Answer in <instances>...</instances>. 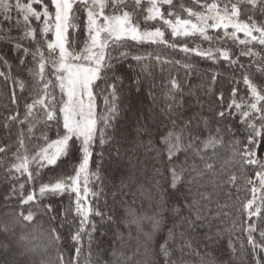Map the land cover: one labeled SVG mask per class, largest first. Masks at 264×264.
<instances>
[{"label":"snow or ice","instance_id":"obj_1","mask_svg":"<svg viewBox=\"0 0 264 264\" xmlns=\"http://www.w3.org/2000/svg\"><path fill=\"white\" fill-rule=\"evenodd\" d=\"M191 4L195 7L183 0H0V43L11 46L9 51L16 54L18 67L32 81L23 113L13 91L11 102L17 107L4 121L6 129L13 123L18 129L15 162L6 169L9 179L18 181L15 174L19 173L31 183L45 168L54 172L62 158L77 161L72 174L61 173L40 183L38 194L35 188L25 194V183L10 187L4 197L5 207H10L7 201L13 198L19 205L5 213L7 219H0V233L4 235L0 264H27L38 247L44 253L54 251V258L32 264H82L85 237L88 255L83 264H101L99 259H92L93 234L100 227L106 229L101 235L112 234L109 252L114 260L110 258L104 264H225L221 247L225 235L227 264H234L233 258L240 254L250 264H264V153L259 150L264 145V0H191ZM142 12L146 13L145 24L160 21L166 27L142 29L138 18ZM78 13L83 14L82 23L74 22L81 19ZM33 20H42V26L38 23L33 27ZM210 28L224 29L226 37L245 45L240 56L248 57L249 63L232 59L222 48L190 49L184 44L181 50L213 60L222 57L230 65H238L240 79H231L236 84L242 81L244 89L233 87L226 105L221 92L217 96L219 107L209 105L206 113L197 98L201 111L190 115L184 107V89L176 78L167 82L163 104L152 91L154 84L149 85L147 97L141 98V74L148 69L142 62L151 54H133L127 50L128 42L177 47L165 39L166 30L173 38L199 34L211 42L214 37L208 35ZM229 28L233 31L228 32ZM14 31L20 34L13 35ZM81 31L85 33L83 39ZM49 33L54 39L48 38ZM239 33L245 39H239ZM250 44L259 45L260 50L254 51ZM129 57L141 65L139 73L122 70ZM155 59L159 61L160 57ZM0 66L8 69L7 73L0 71V77L12 80L23 93L27 82L20 75L12 76L8 52L0 51ZM216 78L213 75L212 81ZM144 99L151 103L145 104ZM229 117L238 118L242 129L225 123ZM122 119L130 120L131 126L121 127ZM53 130L55 139L49 136ZM241 131L242 140L238 138ZM33 140L37 143L29 151L26 141ZM97 143L115 145L110 159L118 166L123 162L128 169L121 175V190L135 189L132 195L146 197L150 211H137L128 205L120 214L115 210L106 213L88 201L89 195L97 197L104 191L103 186L98 192L89 186L92 180L102 185L100 163L95 171L90 169ZM8 147H0V153ZM141 150L153 161L155 175L149 189H144L135 175ZM221 150L227 155L222 156ZM98 155L102 160L103 152ZM241 180L251 194L240 204L239 211L245 218L242 223L232 220L226 226L230 213L223 209L229 205L217 201L213 209L214 193L224 185L239 192ZM65 193L70 200L75 194L74 208L58 211L51 200L45 202V198ZM227 195L231 198V192ZM93 216L100 218L99 225L90 219ZM65 225L74 228L67 249L61 231ZM133 226L136 249L130 256L118 254L124 231L129 230L132 237ZM237 231L246 233V237L236 236ZM37 239L42 245L34 243Z\"/></svg>","mask_w":264,"mask_h":264},{"label":"trees","instance_id":"obj_2","mask_svg":"<svg viewBox=\"0 0 264 264\" xmlns=\"http://www.w3.org/2000/svg\"><path fill=\"white\" fill-rule=\"evenodd\" d=\"M178 2V0H177ZM183 2L188 6H193L191 4V0H183ZM211 2V0H209ZM147 4H145V8ZM165 8L167 6H164ZM146 13H139L138 18L140 21L141 28H152L155 26H163L160 21H149L145 24L143 20V16ZM78 16L81 19L74 21L75 23L83 22V14L78 13ZM183 16H186V13H182ZM259 15V13H257ZM13 16H16V12L13 11ZM2 19V17H0ZM22 19V16L20 17ZM241 19H244L242 16ZM33 25V23H32ZM229 30V29H228ZM72 31V30H70ZM18 31H14L13 35H19ZM85 33L81 31L79 36L81 39L84 38ZM208 35L213 36V41L203 40L199 34L192 37H171L170 30L165 31V39L169 41V43H175L177 47H170L168 44H151V43H141L137 44L136 42L129 41V48L127 50L131 51L133 54L139 55H148L151 54V57L148 60L142 62V64L148 65L147 71L142 73L143 79V88L144 91L140 93L141 98H145L148 95L149 85L154 84L155 88L152 89L154 95L157 97V101L160 104H163V93L167 90L166 85L167 82L171 78H176L181 87L184 89V107L188 109V114L190 115L193 112L201 111L200 105L196 103L197 98L201 100L204 104V111L207 112V108L209 105H213L219 107L217 105V96L223 92L224 94V104L226 105L229 101V97L231 95V90L233 87H237L238 89L243 90L244 84L241 81L239 84L233 83L232 77H236L237 80L240 79V70L238 65H230L228 61H225L222 57L218 59H208L206 57H201L196 55L194 52L185 53L181 50V46L187 44V46L191 48H196L199 46L201 50H207L212 48L215 50L216 48L227 49L230 53L232 59L239 58L242 63H249V58L245 56H240V51L245 48V45L239 44L238 40H234L231 37H226L224 35V29H208ZM242 36V34H239ZM40 38L39 36L37 37ZM245 39V38H244ZM27 46V41H24ZM248 47H253L254 51H259V45H248ZM11 48L10 45L5 43H0V51L8 52V58L12 63L11 74L13 77L20 75L21 78L25 79L27 82L26 90L21 93L18 85H14L12 80H5L4 77H0V147L9 146L4 153H0V160L3 161V164L0 165V206L5 202L4 197L8 195L10 187L13 184L18 186L19 183H25V194L28 191H31L33 188L37 190L40 183H47L50 177H55L61 173L64 174H72V166L77 163L76 160H72L70 162L67 161V158H62L61 161H58L59 167L56 170L50 171L48 168H45L41 171V175L39 178L34 180L31 183H26V176H21L19 173L15 175L19 176V180L9 179L8 172L6 169L15 162V158L13 153L17 151L19 147L16 143L17 137V125L15 123L11 124L9 128L4 127L5 118L10 114V112L14 111L17 105L12 104L11 96L12 92L15 91L16 96L19 101V110L23 113V102L24 98L29 96L28 89L31 88V78L27 76L26 72H23L18 67V60H16L15 53L9 51ZM156 56L160 57V60L157 61L155 59ZM253 59H259L255 57ZM28 60L31 61V57H28ZM179 61L180 63H176ZM129 64L132 65V69H129ZM184 65H189V68H185ZM141 65H138L135 61L129 59L124 62L123 69L124 71H129V74L132 72L139 73ZM0 71H4L7 73L8 69L0 66ZM254 72L255 69L253 68ZM216 75V81H212V76ZM209 87L212 88V92L208 93ZM193 92L194 95H188L189 92ZM240 95H243V91L240 92ZM145 104H150V99H144ZM225 123H233L237 128H241L242 126L239 124L238 118L233 120L232 117H229ZM131 126V121L127 119H122L121 127L129 128ZM39 135V133H37ZM243 132L241 131L238 138L243 139ZM49 136L54 139L55 138V130L49 133ZM37 143V141L33 140L31 142L26 141L27 148L29 151L34 150L33 145ZM115 145L111 143H107L103 146L96 144L93 149L94 155L92 158V162L90 163V169L92 171L96 170L97 163L101 165V177H102V185L101 181L92 180L90 183V188L92 191L98 192L100 187L103 186L104 191L97 197H93L89 195V202L92 203L94 207H99L101 210L106 213L109 210H115L117 214L124 212L128 205H132L134 209L137 211H150V202L146 197H141L139 195L133 196L132 191L129 188H123L121 190L120 179L122 174H126L128 169L124 167V163L122 162L119 166L117 163L110 159L109 153L113 151ZM262 153H264V145H261L259 149ZM23 152V150H21ZM103 152V159L101 160L99 157V153ZM221 155L226 156L227 154L224 150H221ZM139 160L138 170H136V178L140 185H143L144 189H149L153 183V161L141 150ZM33 167H35L33 165ZM241 190L237 192L235 187H229L228 185H224L223 189L214 193V200L211 205L213 209L217 207V201L219 204L223 205L227 203L229 205L228 208L223 209L230 213V216L226 218L225 225L230 226L232 220H236L239 223H242L244 220V216L241 215L239 211L240 204L242 201H245L247 198H251L250 192H248L243 187V181L238 182ZM211 191V188L208 189ZM115 192L116 195L113 196L112 193ZM228 192H231V198L227 195ZM239 197V199H237ZM74 193L71 194V200L69 198V193H65L60 196L48 197L45 198V202H53L58 211H61L65 207L71 206L74 208ZM133 200L135 203L133 204ZM6 204V202H5ZM7 204L10 207L0 210V219H7L5 213L11 212L13 209L17 208L19 205V201L16 198H13L7 201ZM2 207V206H1ZM69 220H71L72 214H69ZM90 219H94L97 224H100L99 217H91ZM255 219V218H254ZM259 223V222H258ZM261 227H264V224H261ZM62 231V236L64 238V248L67 249L68 245L71 243V231H74L70 225H65ZM106 229L104 227H100L99 231L93 234L94 239L92 242V259L95 261L97 259L100 260L101 264L111 257L109 252V243L112 241V234L108 232L107 235H101L102 232H105ZM129 230L124 231V242L118 248V254H122L123 256H130L132 251L137 247V233L135 231V227L133 226L130 231L132 232V237L128 235ZM17 233H19V229H17ZM236 236H240L242 239L246 237V233L237 231ZM257 238L258 235H257ZM4 239V235L0 233V240ZM227 240L228 236L225 235L224 239L221 242V247L225 250L224 262L227 264L229 259V255L227 254ZM36 245H42V241L37 239L34 241ZM85 251L81 257V261L83 264L84 256L88 255L87 251V237L84 239ZM246 245V240H245ZM239 247V245H237ZM142 252V250H141ZM54 251H50L49 253H44L40 247L37 248V253L35 255L29 256L27 259V264H32L33 261L39 262L42 259H46L48 257L54 258ZM3 256V253H0V257ZM138 259H142V256H138ZM114 260V258H112ZM193 259V258H190ZM234 264H250V260H245L243 254H240L237 257L233 258Z\"/></svg>","mask_w":264,"mask_h":264},{"label":"rangeland","instance_id":"obj_3","mask_svg":"<svg viewBox=\"0 0 264 264\" xmlns=\"http://www.w3.org/2000/svg\"><path fill=\"white\" fill-rule=\"evenodd\" d=\"M13 2H14V0H13ZM22 2H27V0H22ZM46 2H47V0H46ZM37 8H38V10H39V7L37 6ZM51 10V9H50ZM15 11V10H14ZM32 23H33V27H37V24L39 23V25L40 26H42V20L40 21V22H36V21H32ZM225 31V30H224ZM233 30L231 29V28H229V30H228V32H232ZM239 34H242V36H239ZM238 34V36H239V39H244L245 37H244V35H243V33H239ZM48 38L49 39H54V35H53V33H49L48 34ZM55 139V138H54ZM91 184V183H90ZM90 186V185H89ZM74 196H75V194H74ZM88 200H89V197H88ZM2 206V207H1ZM1 206H0V210H2V209H4V207H5V202L4 203H2L1 204ZM0 214H1V212H0Z\"/></svg>","mask_w":264,"mask_h":264}]
</instances>
